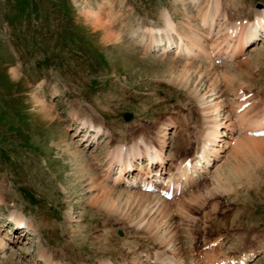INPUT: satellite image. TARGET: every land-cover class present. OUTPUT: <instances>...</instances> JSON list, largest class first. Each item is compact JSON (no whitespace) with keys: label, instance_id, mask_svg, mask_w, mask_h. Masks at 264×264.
Returning <instances> with one entry per match:
<instances>
[{"label":"rangeland","instance_id":"obj_1","mask_svg":"<svg viewBox=\"0 0 264 264\" xmlns=\"http://www.w3.org/2000/svg\"><path fill=\"white\" fill-rule=\"evenodd\" d=\"M263 6L264 0H0V237L7 246L0 264H44L38 254L57 264H152L170 229L177 238L169 245L183 255L208 249L217 261L264 248V139L235 136L218 169L171 198L152 201L116 186L106 193L112 206L95 200L102 193L97 182L110 178L107 141L147 142L144 136L156 148L163 144L168 167L172 152L194 156L193 141L216 113L221 119L225 109L248 110L254 120L264 110V43L238 63L191 61L185 75L183 57L152 47L150 27L162 30L167 12L184 25L182 34L204 32L202 23L212 21L206 9L221 23L216 43L233 37L225 25H245L239 23ZM241 93L243 106L235 98ZM72 113L97 119L112 138H100L96 148L91 135L86 141L87 133L75 132ZM165 205L169 214L156 224ZM10 214L31 225L15 244L8 242L15 237ZM255 253L249 264H264V249Z\"/></svg>","mask_w":264,"mask_h":264},{"label":"bare ground","instance_id":"obj_2","mask_svg":"<svg viewBox=\"0 0 264 264\" xmlns=\"http://www.w3.org/2000/svg\"><path fill=\"white\" fill-rule=\"evenodd\" d=\"M263 8H264V6H263ZM260 9H262V8H260ZM201 12H207L208 15L211 16V20H212V21H209L207 18L205 19L206 21H208L209 25L203 24L204 22L202 23L203 26L207 27V31H204V32L200 31L202 29V27H201V28H197V30H196L197 32H191L190 34H182L183 32L180 31L179 29L184 27V25L181 24L182 27H180L181 25H177L172 20L170 14H168L167 12H164L162 14L163 17L161 18V20L164 23V28H162V30L159 27H157V28L156 27L155 28L150 27L151 31L149 32V39L150 38L153 39V40H151L152 41V47L155 46L158 42L159 43L162 42L164 52H167V50L169 51V50L173 49L172 47H174L175 51L179 52L180 56L181 55L183 56V58L178 59V60L182 61V62H180L181 65H180V69H179L180 73H182V74H185V75L190 74V72H189L190 68L195 65L191 61L197 60L199 62V60H201L202 58L207 59V61L209 59L210 62L214 61V59L212 58V55L215 52L221 54L224 58H227V59H230L232 57L235 58V57L239 56L242 51H244V48L246 46L249 47L251 45H254L253 42H257L259 40L264 41V11H262L263 12L262 13L260 10L259 11L260 15L256 14L255 17L251 21L245 20L244 22L239 23V24H245V25H238V23L236 21H231L229 24L225 25L226 27L225 26L224 27L226 29V33H228L229 35H231L233 37H229V39H226L225 35H223L222 39H220L221 41L216 42V43L212 42L213 41L212 35H213V33H215L216 37L220 36V35H217V33L221 29V26H220L221 23H219V21L216 22V20H214L215 19L214 11L210 12V10L204 9V10H201ZM208 15H206V16L209 17ZM200 18H201V16H200ZM99 20L100 19L96 18L95 21L98 22ZM99 22H101V21H99ZM201 22H202V18H201ZM185 23H189V21L187 20ZM209 29H210V31H209ZM161 31H162V33H161ZM141 39L143 40L144 37H141ZM208 39L210 41L209 43H208ZM224 39H225L226 43L223 42ZM143 44H144V47H146L145 41L143 42ZM220 47H221V49H219ZM250 50H252V48L248 49L246 51V53ZM172 53H174L173 50H172ZM186 58H188V59H186ZM242 60L243 59H240L237 62L233 61L231 63H235V62L238 63ZM201 61L203 62V60H201ZM242 63L246 64L247 59L244 60ZM224 64H226V63H224ZM228 64H230V63L228 62ZM244 67H245V65H244ZM196 68H198V67H196ZM242 95H243V93L236 95L235 96L236 100L240 99V97ZM248 100H250V99H248ZM220 101L221 100L218 99L217 101H214V103L212 104V106H213L212 108H213L214 112H219L218 107L221 103ZM250 101H252V100H250ZM244 102H247V100L245 99L244 101L238 102L239 103L238 105H241ZM224 104H227V102L225 101ZM222 108H223V105H222ZM228 109H225V114L223 115V118H221V119L218 117L220 113H216L217 115L211 116L212 117L211 118L212 125L208 121H206L207 119L205 120L207 125H206V131L204 132V137L197 138L198 139L197 144H196V141H193L195 143V146L193 147L194 156L192 158H189L188 156H183V155L178 156L174 152H172L171 154H169L171 162H169L168 167L165 166V161H164V159L167 160L168 153L165 152V148H164L163 144L161 145V147L159 145V147L156 148V146L144 136H143V138L147 142H144L142 139H140L138 137L135 139H130L129 142H127V143H118V144L114 143L115 145H113V144H111V142L107 141L106 146L108 148H105V158L103 159V161H104L103 166H104V170L106 172V176L107 177L110 176L111 179L105 178L104 180L109 184L111 182V185L104 183V180H103V182H101V180L98 181L97 186L99 187V190L102 193L96 194L95 200L100 201V202H104V203L107 201L109 202L110 200H108L109 197H107L108 194L106 195V193H109L110 190H116L115 189L116 186L114 185L115 180H116V183H119L122 180L121 185H123V188H126L128 190L129 189L138 190L137 194H138L139 198H143L145 196L147 198H150V200H152V201L154 199L165 200L162 197L160 192H161V190L166 189L168 184L171 181H177L179 179H184L183 184L187 183L188 181H192L195 183L197 178L199 177V175L202 176L204 173L212 171L211 167L214 168L213 171L215 169H218L219 168L218 165L220 163L218 161L220 158H218V157L226 155L228 150H226V153H224V154L222 153V151H224L225 148H228L230 146L231 142L232 143L234 142V144H235V141H234V139L236 138L235 136L239 135V137H242L244 139H250V140H256V141H260V140L264 139V136H254V135L248 133L251 130L258 129L260 127H264V110L261 111L262 113L260 114V116L258 118L256 117V119L250 120L246 117V112H248V110H246L244 112L243 111L237 112L234 109H232V112H230V111H228ZM71 119H72L71 122H73L74 127H75V132L78 133L79 131H83L84 134H82V135H85V133H87V137L85 138L86 141L89 138L88 136L91 135V137L89 138V141L92 140V142L94 144H96V148L100 142V141H98L100 138H101V140L103 139V137H104V139L105 138L108 139L109 137L111 139L113 136L111 134V132H108L106 129H104V127L102 126L100 121H98L97 119H94L93 117L89 116L88 114L86 116H83V115L80 116L76 113H72ZM166 123H169V122H166ZM172 123H174V122H172ZM208 126H209V128H207ZM210 128H211L210 133L208 135H206V132ZM166 131H168V137L167 138H169L170 137L169 136V130H167V127H166ZM234 133H237V135H234ZM163 134H164L163 137L166 138V136H167L166 133L163 132ZM175 134H176V132H175ZM163 137H162V143H164L163 140H165ZM205 138H207V139H205ZM122 140H125V139H122ZM136 158L138 159L137 164L134 163ZM105 165H106V167H105ZM135 165L137 167H135ZM114 166H115L116 171H114ZM134 168L137 169V172H136L137 175L132 174L134 171ZM145 169H147V171ZM149 172L150 173L152 172L153 174L157 175V177H155V179L158 178V173H159V176H160V174H167L168 178H167L166 182L163 183V186L161 187V189L147 192V191H142L139 188L138 183L140 181H144V180H142V175L144 173L149 175ZM128 173H131L132 176L131 175L129 176ZM210 175L212 176V174H210ZM104 176H105V174H104ZM104 176L102 178H104ZM105 189H106V191H104ZM195 189H196V187H195ZM96 193H98V192H96ZM129 194H130V192H129ZM179 194H181V193H179ZM116 196H117V194H116ZM173 201H174V199H173ZM169 203H172V202H169ZM108 205L112 206V203L109 202ZM159 214L160 215H159L158 219H156V217H155L156 224L160 223L159 220L161 218H163L164 216L169 214L168 209H167V205H165V207L163 208L162 211H159ZM18 216H21V215H17V216H15L14 214L8 215V219L10 220L9 222L14 227V230H13L14 234H18L17 229L20 226L25 227L27 230L31 229L30 222L28 220H26L25 218H21ZM153 220H154V218L152 217L149 220V222H152ZM149 222L145 223V225H144L147 229H150V227H152ZM170 230H171V233L168 237L169 242H171V239L175 240L177 238L176 232L173 231L172 229H170ZM164 231L165 230H163V233H164ZM166 234H167V232H166ZM13 241L15 242L16 239L9 238L8 242H13ZM169 242L164 244L166 247H164V245L160 244V247L158 246V249H156L154 251V257H152L151 259L149 258L150 262H152V264H216L215 259L214 258L211 259L209 257V255H208L209 253H207L208 249L207 250L204 249V251L196 252L195 249L192 247V248H189L188 254L183 255V252H181L178 248H176V251L173 250L174 248L170 247ZM172 244L173 243H171V246H172ZM6 248H7L6 242L3 240V237H0V252L3 255L5 253L4 250ZM263 249L264 248L260 247L258 249L253 250V251H249V250L240 251V252L236 253V255H225L223 259H227V260L233 259L234 261H238L239 259L252 257L253 254L257 250L260 251ZM40 256L41 255L38 254V257L40 260L45 259V261L43 262L44 264H57V263L52 262L51 260L47 261L48 258H46V257H43V256L40 257ZM99 264H108V263L105 261V262H99ZM247 264H249V262Z\"/></svg>","mask_w":264,"mask_h":264},{"label":"water","instance_id":"obj_3","mask_svg":"<svg viewBox=\"0 0 264 264\" xmlns=\"http://www.w3.org/2000/svg\"><path fill=\"white\" fill-rule=\"evenodd\" d=\"M123 117L125 118V119H128L129 117H130V114L129 113H125V114H123ZM119 233V232H118Z\"/></svg>","mask_w":264,"mask_h":264}]
</instances>
